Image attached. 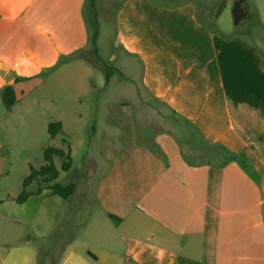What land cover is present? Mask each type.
<instances>
[{
	"label": "crops",
	"instance_id": "obj_1",
	"mask_svg": "<svg viewBox=\"0 0 264 264\" xmlns=\"http://www.w3.org/2000/svg\"><path fill=\"white\" fill-rule=\"evenodd\" d=\"M196 1L122 0L118 6L114 47L120 58L139 62V83L130 82L134 97L121 104L123 115L102 120L117 137L101 142L105 166L93 186L96 211L84 231L61 238L57 264H264V51L243 36H216L197 21ZM246 2L248 13L255 4L264 27V0ZM84 4L0 0V101L2 89L12 86L16 102L6 111L12 119H29L17 113L21 102L25 108L89 107L93 100L82 99L114 77L90 81L96 68L83 55L90 45ZM72 54L78 57L52 70ZM158 104L233 159L207 163L199 159L205 156L200 143L188 146V162L167 131L140 135L149 107ZM58 116L61 131L68 119L84 121L79 113L67 121L64 111ZM34 185L19 204L27 206L22 223H34L44 240L50 231L39 227L53 219L43 212L44 200L54 194L49 186L37 193ZM22 244L0 250V264H37L38 247Z\"/></svg>",
	"mask_w": 264,
	"mask_h": 264
},
{
	"label": "rangeland",
	"instance_id": "obj_2",
	"mask_svg": "<svg viewBox=\"0 0 264 264\" xmlns=\"http://www.w3.org/2000/svg\"><path fill=\"white\" fill-rule=\"evenodd\" d=\"M158 1L173 3L177 0ZM121 2L122 0H96L99 21L97 40L99 59L93 54L91 45L83 52V55L96 68H93L90 79L93 84L100 83V80L104 82L103 66L112 68L114 77L110 79L107 88L102 92L96 91L93 98L82 99L83 102L90 104L91 98L93 100L91 106L47 108V105H44L34 108L31 104L30 107L25 108L21 102V108L17 113L29 119L19 123L17 119H12L8 115L0 101V144L2 145L0 150V250L6 246L12 247L18 243H25L22 246L34 249L38 247L37 264H57L64 247L63 242H60L64 234L67 233L69 235L67 237H74L82 230L84 231L92 220L96 211L93 202V186L105 166L101 157V142L104 138L114 140L117 137V131H113L112 128L107 129L102 120L107 114L110 119L117 115L121 117L123 115L121 104L132 103L133 85L139 83V62L132 58H126V60L120 58L123 54L118 47H114L115 14ZM211 2V15L213 19L214 16L215 19L217 17L214 26L216 36L221 37L217 33L222 31L229 32L230 37L243 36L264 51V27L260 25L253 2L249 6V17L240 20L237 25H234L232 17L233 2L231 0L227 4L221 0H211ZM199 11L202 16L206 15L204 10ZM41 78L43 79V76ZM111 103L114 106L110 111V108H106L108 107L106 104ZM149 108L148 114L144 113L146 121L142 125L140 135L152 138L154 134L167 131L168 128L157 112ZM85 109L90 114L83 113ZM108 110L110 112L106 115L105 113L100 115L101 111ZM60 111H64L65 119L69 116L73 118L79 113L84 121L74 123V120L67 118L68 122L64 129L55 138L50 139L47 134V123L56 122ZM161 111L166 113L165 109L161 108ZM137 113L140 115L139 112ZM102 125L104 128L101 127ZM68 146L71 150V169L68 172H60L53 183L61 186L74 184L75 189L66 199L52 195L44 200L43 212L53 214V219L51 222L46 221L40 225L39 230L41 232L49 230L50 235L44 240H39L36 237V225L22 223L27 206L17 204L14 199L20 194L22 180L28 175L30 169L43 166L42 153L46 147H55L66 152ZM183 152L191 154L187 145L183 147ZM205 158V156L199 157L203 160ZM60 164L61 160L55 157L54 165L59 169ZM34 184L33 188L36 189L37 184ZM43 186L46 187V185ZM28 189H31L30 186Z\"/></svg>",
	"mask_w": 264,
	"mask_h": 264
},
{
	"label": "trees",
	"instance_id": "obj_3",
	"mask_svg": "<svg viewBox=\"0 0 264 264\" xmlns=\"http://www.w3.org/2000/svg\"><path fill=\"white\" fill-rule=\"evenodd\" d=\"M211 6L212 2H206V0H197L196 1V19L200 24L208 27L212 32H216L214 30L215 22L211 15ZM204 10L206 12L205 16H202L199 10ZM84 16L86 20V24L88 27V31L90 34L89 42L92 46L93 54L99 59L96 47V40L98 37L99 31V21H98V13L96 9V0H85L84 4ZM221 37H230L229 35H224L222 33H217ZM78 57V54H72L70 56L62 57L58 60L57 64L52 68L55 69L63 63H66L70 60H73ZM104 68V79L105 83L109 80L110 76L113 73V69L107 66H103ZM1 101L4 109L6 111H10L14 103L16 102V97L14 93V89L12 86H6L1 91ZM153 109L156 110L159 117L162 119L165 126L168 128L167 132L170 133L182 148V156L186 161H191V157L186 155L183 152V147L185 144L189 147H193V144H202V150L205 154L207 163H211L210 161L214 159L216 162L225 164L233 159L231 154H229L225 149L218 145H213L212 147H208L202 141L201 135L198 133L196 128L192 126L186 119L176 115L173 112L164 113L161 111L165 109L163 104H158L157 106H152ZM61 123L53 122L50 123L47 127L48 135L51 139H53L58 133L61 132ZM65 142V141H63ZM150 148L156 153L161 154L158 150V147L150 143ZM194 148V147H193ZM67 151L65 152L62 149H58L55 147H46L43 150L42 158L44 161L43 166L39 168H31L28 176H26L22 181V190L20 194L14 199L17 204L24 203L28 197L33 195V192L29 191L27 188L32 183L37 184V193L40 192L41 187L43 185L49 186L52 194L59 196L60 198H68L74 192L75 186L74 184H68L66 186H61L57 183H53L58 177L60 172H68L71 169V150L69 146L67 147ZM211 149L212 152L209 154L205 153ZM58 158L61 160V164L59 169L54 165V158ZM52 183V184H51Z\"/></svg>",
	"mask_w": 264,
	"mask_h": 264
},
{
	"label": "water",
	"instance_id": "obj_4",
	"mask_svg": "<svg viewBox=\"0 0 264 264\" xmlns=\"http://www.w3.org/2000/svg\"><path fill=\"white\" fill-rule=\"evenodd\" d=\"M232 17L234 25H237L240 20L249 17L246 0H235L232 7Z\"/></svg>",
	"mask_w": 264,
	"mask_h": 264
}]
</instances>
